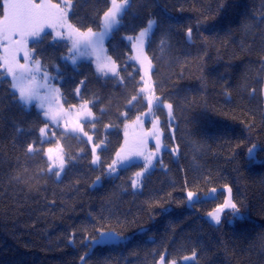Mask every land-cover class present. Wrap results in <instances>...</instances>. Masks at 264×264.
Masks as SVG:
<instances>
[{"label": "trees", "instance_id": "obj_1", "mask_svg": "<svg viewBox=\"0 0 264 264\" xmlns=\"http://www.w3.org/2000/svg\"><path fill=\"white\" fill-rule=\"evenodd\" d=\"M109 7L110 0H75L70 23L98 31ZM149 20L156 21L146 47L155 93L172 103L176 119L170 124L164 109H157L166 149L144 176L143 187L134 189L130 185L143 165L121 167L113 177L103 173L123 146L126 122L147 109L139 96L141 71L129 62L127 38ZM261 21L264 0H226L222 10L218 0H135L106 43L122 81L98 74L91 62L62 60L69 45L55 41L52 33L32 42L31 53L55 77L64 105L88 101L94 119L83 127L101 147L100 160L93 165L90 143L80 135L55 129L58 141L43 139L39 129L50 121L35 106L13 99L10 79L0 80V264H80L86 251L88 264H158L165 249L168 261L195 250L191 264H264V164L247 155L250 143L264 144ZM245 23L252 25L250 31ZM57 142L66 162L60 180L38 174ZM30 143L40 153H26ZM177 145L179 155L172 151ZM257 159L264 161V149H258ZM16 175L21 179H13ZM97 176L101 183L93 186ZM226 186L233 200L243 203L246 219L229 223L227 211L216 225L205 217L223 204L224 193L195 207L187 204L189 190L205 194ZM99 225L129 239L89 251L85 241Z\"/></svg>", "mask_w": 264, "mask_h": 264}, {"label": "snow or ice", "instance_id": "obj_2", "mask_svg": "<svg viewBox=\"0 0 264 264\" xmlns=\"http://www.w3.org/2000/svg\"><path fill=\"white\" fill-rule=\"evenodd\" d=\"M75 0H63V4H52L50 0L48 2H40L37 3L36 0H0V48L3 49V55H0V63H2V70H0V79L4 77H10L9 85L12 89L13 99L19 101L21 104L29 106L32 105L33 101H41L38 103V107L42 110L41 115L43 116L45 121H51V123L57 127L60 126L61 120H64L65 117L59 111H53L51 103L46 107L42 102L45 97L41 96V90H46L47 98L54 99V94L59 93V89L55 88L54 85L51 84V81L55 79V77H50L49 73L46 70L45 66H42L41 60L33 56L31 58V66L27 63H20L17 58L20 51L26 48V36L35 37L36 39L41 38V33L43 32L45 26L54 27L56 24L60 26H66L67 35L65 36L62 32H57V36L61 39H69L71 40V48L73 55L67 57L72 60V63L75 64L78 57H86L89 56L92 51H95L97 48L103 50V44L106 39L113 31L121 24V20L126 12L131 8L132 4L135 3V0H110V7L103 12L101 17V27L100 30L94 31L92 27H86L84 30L81 28L74 26L73 24L68 22V13L73 12L74 10ZM226 5V0H218V10H222ZM264 23V21H261ZM156 24L155 20H149L147 26L142 29L139 33L140 37H146L148 35L149 30L153 28ZM245 31H250L252 25L249 23L244 24ZM186 36L189 42L192 41V29L188 27L186 29ZM13 37H19L18 39H13ZM128 39H132V37H128ZM25 61L29 60L28 52L25 51L24 55ZM96 69L104 76H108L111 73L112 76L119 78L122 81V77L118 71H116V62L112 60L111 56L106 57L107 62H102L99 57L96 58ZM39 76V80H38ZM260 83L264 84V77H262ZM81 86H83L84 81H80ZM140 92L145 91V87H140ZM260 94L264 96V86L260 88ZM75 92L77 94L80 93V88H76ZM257 93V89L252 87L250 89V94L254 97ZM148 100V109L152 110V102L153 96H146ZM137 99V96L134 95L131 97V101ZM156 101H158L156 107L157 109L167 108L168 109V117L170 120H175L176 116L173 114V105L172 103H166L165 100H162L160 97H155ZM88 101L84 100L80 105L81 113H77V115L83 114L85 118H93V114L90 109H87ZM75 107L74 105H69V113L71 109ZM86 110V111H85ZM123 115H127L123 113ZM139 119V117H137ZM95 127V125H93ZM248 129L251 131L253 128V124L249 123L247 125ZM79 129L83 131L82 126L77 124L76 127L72 129V131H76ZM41 136H44L45 139H50L51 136H55L56 133L54 130L50 129L47 123L44 124L43 127L39 129ZM51 133V136H49ZM87 135V133H84ZM89 140L92 139L91 136L88 137ZM35 143V142H34ZM39 143H44V141H39ZM125 144L128 145V142L125 141ZM143 141L133 142L131 145H128L127 150L125 148H121L120 152L116 153V160H113L111 164L108 166V170L106 173H103L106 177H113L114 174L118 170L117 161H119V165L121 166H133L134 165V156H143ZM157 149H159V142L157 141L156 145ZM259 148L264 149V144L257 145L256 143H250V146L247 148L248 157L255 161L257 164H264V161L255 160L256 150ZM95 151V149H93ZM177 155H179V146L177 145L172 149ZM53 152L52 148L47 150L48 155V166L43 169H39V175H43L44 173L52 174L56 180H60L61 174L64 173L65 170V160L62 155L56 157L55 159L50 155ZM26 153L28 154H37L40 153L39 147H34L33 143L28 144L26 148ZM121 153H125V155L121 156ZM71 159V158H69ZM145 164L143 165V171L135 173V179L132 180L130 185L131 188H142L143 187V179L144 173L148 171L150 167H152L151 158L145 156ZM58 160V163H57ZM100 160V157L97 156L92 163H97ZM162 163V161H161ZM56 169L53 172V169ZM27 171V169H25ZM15 180H20L21 175H16L13 177ZM29 179H35L33 177H29ZM39 181L37 180V183ZM101 182V176H97L93 186L99 184ZM187 183V182H185ZM215 192L216 189L213 188L211 190ZM229 198L222 205L216 207L213 211L209 212L207 215L211 218L212 221L215 222L216 225L221 224V214H223L225 209L229 210V216H231V220L229 223H233L236 220H244L246 219L244 213L241 209L244 207L243 203L239 201H234L231 197L232 189L228 188ZM170 195V194H169ZM196 197V193L193 191L186 192V200L190 204L191 207H195L199 202V198L193 199ZM157 206L161 207L165 212L168 211L167 208L164 207L163 204L157 202ZM154 219L155 217H150ZM103 219V217L101 218ZM145 229L141 228V231ZM96 235L90 236L85 243L89 246V251L93 246H105L109 244L118 243L121 241H127L129 237L122 236L120 232H117L115 229L105 230L103 225H99L95 227ZM75 236V233L72 234ZM73 242L70 240V243ZM89 255V252L86 251L80 257V264H88L86 257ZM170 256L167 253V250H163V252L158 256V264H165V256ZM196 251L193 250L191 255H185L182 257L184 261H196ZM169 264H177L175 259H169ZM198 264V262H197Z\"/></svg>", "mask_w": 264, "mask_h": 264}, {"label": "rangeland", "instance_id": "obj_3", "mask_svg": "<svg viewBox=\"0 0 264 264\" xmlns=\"http://www.w3.org/2000/svg\"><path fill=\"white\" fill-rule=\"evenodd\" d=\"M40 2H48V0H40L37 3H40ZM50 3L55 4L51 1H50ZM70 14H71V12L68 13V22L69 23H70V19H69ZM155 26H156V24L153 26V28L151 30H149L148 35L146 37H143V38L140 37L139 36L140 32H139L136 36H132V39L127 38V41L131 44V48H132V55L129 57V62L136 63L138 65L140 71H141V86L140 87H145V91L144 92L139 91V96L142 97L144 102L147 104V109L143 113H141L137 116V117H139V119H137V117H136L135 119L126 122L125 131H124V143H123L122 148H125L127 150L128 145H131L133 142H136V141H143L144 142L143 156H134L133 157V160L135 162L134 164H141V165L145 164V159H144L145 156L151 158L152 167H150L148 169V171L144 173V176L147 175L148 173H150L152 170H154V168L157 165V162L160 160L163 152L166 149V146L162 142V128H161L162 118L159 115V113L157 111V107H156L158 101H156L155 97H158V96L155 93L154 84H153V75H152L153 74V64H152L151 60L149 59V57L146 53V47H147L148 39H149L150 35L152 34V32L154 31ZM67 31L68 30H67L66 26L62 27L59 24H56L54 27L45 26L43 32L41 33V37L46 33H52L55 41H57L59 43L60 42L67 43L69 45L68 53L62 57V60L69 61L70 63H72V60L67 58V57H70L73 55L72 48H71V40H69L67 38L61 39L59 36H57V32H62L66 36ZM111 35H112V33L108 37H106L104 44H103V50H101L100 48H97L95 51H92L89 56L78 57L76 63L75 64L72 63V64L76 65L80 62L88 61V62H91L96 69V63H97L96 58L97 57H99L102 62H107L106 57L108 56V54H107L106 43L109 40V38L111 37ZM18 38L19 37H13V39H18ZM36 40H38V39H36L35 37H31V36L25 37L26 48L22 49L20 51L18 57H17L19 59L20 63H22V64L27 63L29 66H31V58L33 57V54L30 51V45L32 42H34ZM25 51H27L28 55H29L28 61H25V59H24ZM0 55H3V49L2 48H0ZM0 70H2V63H0ZM115 70L116 71L119 70L118 66L116 67ZM96 72L98 74L102 75L100 72L97 71V69H96ZM49 76L53 77L50 73H49ZM102 76H104V75H102ZM108 76H112L111 73H109ZM6 78L11 79L10 77H6ZM38 80H39V76H38ZM51 84L54 85L55 88L59 89V93L54 94L55 98L50 100L49 98H47L46 90H41V96L45 97V99L42 102L45 104L46 107L48 106L49 103H51L52 108H57L61 112V114L65 117V119L61 120L59 127L53 125L50 122L51 123L49 126L50 129H52L54 131H55V129H61L65 132H68V133H71L74 135H80V136L84 137L85 139H87L90 143L91 150H92V161L95 160L96 157L99 156V150L101 147L99 145L95 144L93 139H91V140L88 139V137L90 135H88V134L84 135V133H86V131L84 130V127H83V123L90 120L91 117L85 118V116L83 114L77 115V113H81L80 106L79 107H73L71 109V112L69 113V107L65 106L63 101H62L61 91H60V88L56 82V79H53L51 81ZM150 95L153 96L152 110L151 111H149V109H148V100L145 98L146 96H150ZM40 102L41 101H33L32 105H29V106H35L40 111H42L37 106L38 103H40ZM135 102H136V100L132 101L129 104V107H132ZM87 109H89V108L87 107ZM163 109L167 115V119H168L169 123L170 124L174 123V120H170L168 117V109L167 108H163ZM77 124L82 126L83 131H80L79 129H77L76 131H72V129L74 127H76ZM49 136H51V133H49ZM42 137H43V139H45L44 136H42ZM50 139L54 140V141H58L57 140V134L55 136H51ZM125 141L128 142V145L125 144ZM157 141L159 142V149H157V147H156ZM52 149H53V152L50 155L54 159L56 157L62 155L64 157V160H65L64 149L59 142H57V144H55L52 147ZM93 149H95V151H93ZM258 149H259V147H258ZM258 149L256 150L255 160H258L257 159ZM48 155L49 154H47V156ZM123 155H125V153H121V156H123ZM115 160H116V158H115ZM251 161H253V160H251ZM57 163H58V160H57ZM98 164H99V161L95 164L93 163L94 166H98ZM117 165H118V170L121 167H124V166L119 165V161H117ZM65 166H66V162H65ZM118 170H117V172H118ZM55 171H56V169L54 168L53 172H55ZM140 171H143V169H141ZM63 174L64 173L61 174V178H62ZM99 184H97V185H99ZM228 188H230V187L226 186L223 188L216 189L215 192L210 191V192L205 193V194H197L196 193V197H194L193 199L195 200L198 197L199 200H209V199L217 197L220 193H224V202H226L229 198ZM135 189H138V188H135ZM231 197H232V192H231ZM232 199H233V197H232ZM187 204L189 207H191L188 202H187ZM227 211H229V210L225 209L223 214ZM223 214H221V218H222ZM205 217L207 219H209L211 222L215 223L214 221L211 220V218L207 214ZM192 262L193 261H184L182 259L180 261H177V264H191ZM165 264H169V261L167 260V255L165 256Z\"/></svg>", "mask_w": 264, "mask_h": 264}, {"label": "water", "instance_id": "obj_4", "mask_svg": "<svg viewBox=\"0 0 264 264\" xmlns=\"http://www.w3.org/2000/svg\"><path fill=\"white\" fill-rule=\"evenodd\" d=\"M53 111H59L57 108H52ZM60 112V111H59ZM61 113V112H60ZM51 122V121H50Z\"/></svg>", "mask_w": 264, "mask_h": 264}]
</instances>
